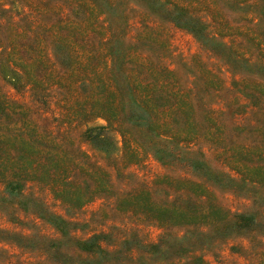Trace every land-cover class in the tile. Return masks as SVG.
<instances>
[{
    "label": "rangeland",
    "instance_id": "obj_1",
    "mask_svg": "<svg viewBox=\"0 0 264 264\" xmlns=\"http://www.w3.org/2000/svg\"><path fill=\"white\" fill-rule=\"evenodd\" d=\"M0 264H264V0H0Z\"/></svg>",
    "mask_w": 264,
    "mask_h": 264
},
{
    "label": "trees",
    "instance_id": "obj_2",
    "mask_svg": "<svg viewBox=\"0 0 264 264\" xmlns=\"http://www.w3.org/2000/svg\"><path fill=\"white\" fill-rule=\"evenodd\" d=\"M104 128L102 127H100V128H94V129H90L89 131H88V137L90 138V139H92V140H94V139H99V137H100V135H102V134H100L99 133V130H103Z\"/></svg>",
    "mask_w": 264,
    "mask_h": 264
}]
</instances>
